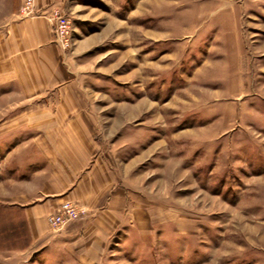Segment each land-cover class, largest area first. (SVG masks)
I'll use <instances>...</instances> for the list:
<instances>
[{
  "label": "rangeland",
  "instance_id": "obj_1",
  "mask_svg": "<svg viewBox=\"0 0 264 264\" xmlns=\"http://www.w3.org/2000/svg\"><path fill=\"white\" fill-rule=\"evenodd\" d=\"M22 4L0 25L57 13L72 41L49 100L0 91V264H264V0ZM40 111L73 133L35 137ZM42 138L109 194L64 200L31 231L9 203ZM64 203L78 219L50 222Z\"/></svg>",
  "mask_w": 264,
  "mask_h": 264
},
{
  "label": "crops",
  "instance_id": "obj_2",
  "mask_svg": "<svg viewBox=\"0 0 264 264\" xmlns=\"http://www.w3.org/2000/svg\"><path fill=\"white\" fill-rule=\"evenodd\" d=\"M9 1L0 0V6H10ZM14 13L10 12L9 17L0 25V91L18 89L20 96L29 104L35 103L38 98L49 100L44 94L59 87L66 78V72L61 66L63 51L54 43L52 28L47 19H14L10 17ZM28 116L39 120L35 123L38 127L35 129V137L41 136L46 140L51 135L67 136L73 133L74 129L71 130L68 124L63 125L62 121L67 117L65 113L40 111L31 112ZM52 124L57 126L53 127ZM31 128L21 131V134L32 135ZM43 138L33 141L38 151L35 159L24 156L20 160L31 168L28 172L19 170L20 175L13 178L15 188L12 202L9 203L23 210L31 231L34 225L37 226V218L41 219L54 212L64 200H82L84 206L92 209L91 206L100 199L99 196L109 194L106 185L97 187L96 182H93V168L83 166L78 169L77 164L65 159L60 151L55 150L56 154H51L42 146ZM59 165L65 168L64 172L58 171ZM106 216L102 217L106 226L104 237L107 238L114 219L110 215ZM74 228L67 229L68 235L72 236L70 241L75 239L78 232Z\"/></svg>",
  "mask_w": 264,
  "mask_h": 264
},
{
  "label": "built area",
  "instance_id": "obj_3",
  "mask_svg": "<svg viewBox=\"0 0 264 264\" xmlns=\"http://www.w3.org/2000/svg\"><path fill=\"white\" fill-rule=\"evenodd\" d=\"M31 0H23L22 11L29 9L28 3ZM51 28L53 33L54 43L61 49L66 50L70 46V42L72 41V22L71 19L66 17L65 15H57V13H52L51 15ZM67 203L61 205L57 213H55L52 217L48 218L50 222L59 223L63 225L66 220L75 221L78 219V215L76 213L71 212V208H69ZM66 225V224H65Z\"/></svg>",
  "mask_w": 264,
  "mask_h": 264
},
{
  "label": "trees",
  "instance_id": "obj_4",
  "mask_svg": "<svg viewBox=\"0 0 264 264\" xmlns=\"http://www.w3.org/2000/svg\"><path fill=\"white\" fill-rule=\"evenodd\" d=\"M16 209L20 210V213H21V215L23 216V210L20 209L19 207H16Z\"/></svg>",
  "mask_w": 264,
  "mask_h": 264
}]
</instances>
